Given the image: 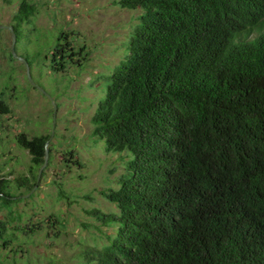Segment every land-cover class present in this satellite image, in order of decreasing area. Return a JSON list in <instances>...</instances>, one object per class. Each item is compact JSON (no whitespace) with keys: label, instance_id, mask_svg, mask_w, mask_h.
I'll return each mask as SVG.
<instances>
[{"label":"trees","instance_id":"16d2710c","mask_svg":"<svg viewBox=\"0 0 264 264\" xmlns=\"http://www.w3.org/2000/svg\"><path fill=\"white\" fill-rule=\"evenodd\" d=\"M116 3L142 12L91 123L107 150L132 158L102 192L118 212H91L114 232L81 264H264V0ZM34 10L23 0L14 18ZM70 34L51 49L54 72L87 59ZM48 137L16 141L40 167ZM8 229L0 221V239Z\"/></svg>","mask_w":264,"mask_h":264},{"label":"rangeland","instance_id":"374dc122","mask_svg":"<svg viewBox=\"0 0 264 264\" xmlns=\"http://www.w3.org/2000/svg\"><path fill=\"white\" fill-rule=\"evenodd\" d=\"M22 1L0 0V98L9 109L0 112V179L18 200L6 205L0 199V221L15 235L0 239V264H81L89 249L107 244L116 226L103 225L91 212H118L102 192L119 186L132 154L107 150L93 134L91 117L142 11L117 0H26L35 10L20 20L14 17ZM64 32L89 54L82 67L54 72L51 49ZM16 56L26 61L31 81ZM19 133L49 134L40 176L41 166L16 141Z\"/></svg>","mask_w":264,"mask_h":264},{"label":"water","instance_id":"95a60500","mask_svg":"<svg viewBox=\"0 0 264 264\" xmlns=\"http://www.w3.org/2000/svg\"><path fill=\"white\" fill-rule=\"evenodd\" d=\"M7 29L11 30V32L13 33V29L12 27L10 26H6ZM11 49H12V52L14 54V35H13V41H12V44H11ZM17 58H19L26 66V72H27V76L29 78V80L31 81V78H30V74H29V70H28V67H27V63L24 59H22L21 57L19 56H16ZM54 110H55V106H54ZM49 141L48 139L46 140L45 144H44V162L39 170V176H40V173H41V169L46 165V162H47V158H48V148H47V145H48Z\"/></svg>","mask_w":264,"mask_h":264}]
</instances>
